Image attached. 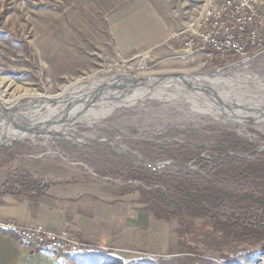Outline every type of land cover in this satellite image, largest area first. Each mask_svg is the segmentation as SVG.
Instances as JSON below:
<instances>
[{
  "label": "rangeland",
  "instance_id": "374dc122",
  "mask_svg": "<svg viewBox=\"0 0 264 264\" xmlns=\"http://www.w3.org/2000/svg\"><path fill=\"white\" fill-rule=\"evenodd\" d=\"M206 3L0 0V104L21 107V112L40 107L44 112L48 103L41 97L60 96L79 83L124 74L137 79L208 74L231 65L246 66L231 76L241 83L237 92L264 98V52L232 63L187 51L173 37L199 30ZM200 95L185 100L140 96L99 122L67 121L55 129H41L33 138L20 135L0 143V167L11 173L22 168L49 185L71 181L94 187L111 204L127 207L128 241L122 247L82 245L65 256L66 264H147L152 260L167 264L180 257L179 220L163 216L156 194L166 192V183L173 178L207 176L215 142L227 132L253 143L251 151L230 153L251 157L264 151V117H245L231 110L233 116L229 113L226 118L231 104L227 97L217 102ZM30 99L35 102L28 104ZM0 117V123L9 122L2 111ZM22 128L23 124H17L18 134L27 130ZM199 229L209 226L200 224ZM245 261L237 264H264V253L256 252Z\"/></svg>",
  "mask_w": 264,
  "mask_h": 264
},
{
  "label": "trees",
  "instance_id": "16d2710c",
  "mask_svg": "<svg viewBox=\"0 0 264 264\" xmlns=\"http://www.w3.org/2000/svg\"><path fill=\"white\" fill-rule=\"evenodd\" d=\"M215 56L222 61L231 59ZM252 149L253 143L227 132L215 142L214 162L207 176L173 178L166 183V192L156 194L163 216L179 220L181 255L167 264H237L256 252L264 253V151L251 157L230 153ZM49 186L45 179L17 168L2 194L37 198ZM200 224L209 229H199ZM113 259L120 261L118 257ZM147 264L158 263L152 260Z\"/></svg>",
  "mask_w": 264,
  "mask_h": 264
},
{
  "label": "bare ground",
  "instance_id": "6f19581e",
  "mask_svg": "<svg viewBox=\"0 0 264 264\" xmlns=\"http://www.w3.org/2000/svg\"><path fill=\"white\" fill-rule=\"evenodd\" d=\"M240 67L235 68L231 65L224 70L208 74H182L178 79L171 76L165 79H162V76L137 79L131 74H124L115 78L91 80L85 84L72 85L60 96L41 97L40 100L48 103L47 107L44 106L46 107L44 112L40 111V107H32L26 112H21L23 110L21 107L7 108L0 104L2 108L0 111L9 118L8 123H0V143L20 135L33 138L40 131L55 129L54 126L67 121L93 124L102 116L109 115L114 109L133 104L140 96H163V98L172 96L176 100H185L189 95L200 93L201 97H213L212 101L217 102L227 97L225 100H230L231 104H228L229 110L226 112V118L229 117V113L233 116L231 110L245 117H264L263 97L257 99L256 96H244L237 92L236 88L241 83L234 82L236 79H232L231 76L246 68L244 65ZM142 79L145 81H141ZM33 102L35 99L27 100L28 104ZM24 121H28L30 125L23 123ZM17 124H23V128L27 130H22L18 134Z\"/></svg>",
  "mask_w": 264,
  "mask_h": 264
},
{
  "label": "crops",
  "instance_id": "0c3cea01",
  "mask_svg": "<svg viewBox=\"0 0 264 264\" xmlns=\"http://www.w3.org/2000/svg\"><path fill=\"white\" fill-rule=\"evenodd\" d=\"M10 174L8 168L0 167V220L25 226L42 224L52 231L68 228L82 238V245L93 248L122 247L128 241L127 207L120 202L111 204L110 199L94 192V187L71 181L52 182L49 190L37 198L3 195ZM66 258L34 250L0 228V264H66Z\"/></svg>",
  "mask_w": 264,
  "mask_h": 264
},
{
  "label": "built area",
  "instance_id": "2783aa9c",
  "mask_svg": "<svg viewBox=\"0 0 264 264\" xmlns=\"http://www.w3.org/2000/svg\"><path fill=\"white\" fill-rule=\"evenodd\" d=\"M190 52L231 57V62L264 52V0H207L199 30L173 35ZM0 228L34 250L67 256L82 246L68 229L52 231L42 224L25 226L0 220Z\"/></svg>",
  "mask_w": 264,
  "mask_h": 264
},
{
  "label": "water",
  "instance_id": "95a60500",
  "mask_svg": "<svg viewBox=\"0 0 264 264\" xmlns=\"http://www.w3.org/2000/svg\"><path fill=\"white\" fill-rule=\"evenodd\" d=\"M169 76L173 77V78H180V76H182V74H169V75H162V79L168 78ZM141 81H145V80H141Z\"/></svg>",
  "mask_w": 264,
  "mask_h": 264
}]
</instances>
